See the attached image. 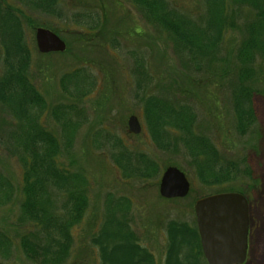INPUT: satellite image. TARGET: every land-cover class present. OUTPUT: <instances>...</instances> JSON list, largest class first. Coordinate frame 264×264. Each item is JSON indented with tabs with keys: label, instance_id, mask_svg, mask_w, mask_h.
Returning <instances> with one entry per match:
<instances>
[{
	"label": "trees",
	"instance_id": "trees-1",
	"mask_svg": "<svg viewBox=\"0 0 264 264\" xmlns=\"http://www.w3.org/2000/svg\"><path fill=\"white\" fill-rule=\"evenodd\" d=\"M127 1L171 36L184 63L205 72V81L191 78L188 72L187 83L174 88V94L184 99L144 96L146 73L137 63V86L144 96L143 115L152 142L159 149H169L168 132L174 129V143L185 151L203 185L212 186L214 193L248 192L255 181L245 156L222 154L212 139L193 130L196 113L185 101L195 99L191 90L216 85L219 76L231 104L236 133L244 137L255 132L252 97L262 92L254 86V79L258 63L264 61V0H204L205 13L199 21L171 8L166 0ZM60 4V0H0V107L9 115L0 131V148L16 160L20 169L19 182L0 172V211L12 200L17 201L13 227L0 229L1 264H7L15 250L26 264H66L74 245L73 231L85 219L89 207L86 173L63 164L61 157L70 153L74 134L84 120L77 103L92 91L95 79L79 68L67 70L59 81L65 102L49 104L35 83L32 44L25 34L26 27L32 31L44 27L58 34L56 28L37 22V18L41 14L48 19H63ZM21 6L27 12L31 9L34 19ZM239 9L245 12V21L239 19ZM71 18L82 31L73 36L78 44L92 41L97 34L104 35V21L96 11ZM233 29L239 30L242 38L228 52L232 57L227 52L221 55ZM62 39L66 51H70L73 42ZM216 62H223L219 73L214 68ZM220 77L225 78V86ZM43 118H51L58 133L47 128ZM100 133L96 132L95 138L106 136ZM111 144L117 149L112 154L113 162L124 179L145 180L158 173L157 165L143 154L129 152L118 139L112 138ZM105 202L104 220L89 236L99 264H155L154 255L139 243L130 228V201L118 197ZM200 258L204 260L196 225L170 220L162 264H200Z\"/></svg>",
	"mask_w": 264,
	"mask_h": 264
},
{
	"label": "rangeland",
	"instance_id": "rangeland-1",
	"mask_svg": "<svg viewBox=\"0 0 264 264\" xmlns=\"http://www.w3.org/2000/svg\"><path fill=\"white\" fill-rule=\"evenodd\" d=\"M166 1L171 8L193 20L199 21L205 13L204 0ZM60 3L63 19H48L37 11L40 16L37 22L49 23L61 38L73 42L70 51L65 49L61 53L38 56L35 52V28L32 31L26 27L25 34L28 43L32 44L35 83L46 95L49 104L65 102L59 81L67 70L79 68L83 70L82 73L95 79L92 91L77 103L84 120L74 134L70 153L61 157L62 163L71 169H82L89 181V207L85 219L73 231L74 245L66 264H99L97 249L89 243V236L98 230L104 220L107 198L118 197L130 201L127 216L131 230L139 243L154 255L155 264H162L166 248V224L170 220H177L195 226V201L215 194V189L197 179L185 151L174 143V129L168 132L171 142L169 149L162 150L154 145L146 129L142 98L155 95L184 99L180 94H174V88L187 83L188 72L191 78L205 81V72L195 71L192 65L184 63L171 36L156 23L141 16L127 0H60ZM23 10L34 19L30 15L33 12L31 9L28 12L25 8ZM90 11L99 13L100 21H104V35L97 34L92 41L78 44L73 36L82 31L72 22L71 16ZM242 12L243 9H239V19L245 21V12ZM241 38L239 30H230L223 45L225 52L221 51V55L231 53ZM138 62L146 73L143 78L144 96L137 86L135 68ZM222 63L216 62L214 68L221 70ZM256 69L254 86L262 92L252 97L256 125L255 132L250 135L242 137L236 133L231 104L228 94L219 84V76L216 77V85L208 89L195 88L190 91L195 99L184 100L193 106L196 113L193 130L212 139L222 154L245 156L255 181V186L244 193L249 203V233L243 264H264V61H260ZM220 79L225 86V78ZM131 115L136 116L140 123L139 134L128 130L127 120ZM8 118L9 115L0 107V131ZM42 121L47 128L58 133L59 129L51 118H43ZM98 131L106 136L95 138ZM107 137L110 139L106 140ZM112 138L118 139L129 152L143 154L147 160L154 162L158 173L145 180L124 179L112 159V154L117 152L112 148ZM168 166H175L185 173L190 183L185 197L165 199L160 196V177ZM0 172L19 182V166L2 147ZM16 214L17 201L14 199L0 211V229H11ZM0 261L3 262L2 258ZM7 264L26 262L15 250ZM200 264L206 262L200 258Z\"/></svg>",
	"mask_w": 264,
	"mask_h": 264
},
{
	"label": "water",
	"instance_id": "water-1",
	"mask_svg": "<svg viewBox=\"0 0 264 264\" xmlns=\"http://www.w3.org/2000/svg\"><path fill=\"white\" fill-rule=\"evenodd\" d=\"M37 51L41 54L63 52L66 44L55 32L44 27L34 31ZM133 134L141 131L136 116L127 120ZM190 183L183 171L168 166L159 181L162 198L185 197ZM194 214L203 257L207 264H243L248 250L249 203L240 192H220L199 198L194 203Z\"/></svg>",
	"mask_w": 264,
	"mask_h": 264
}]
</instances>
